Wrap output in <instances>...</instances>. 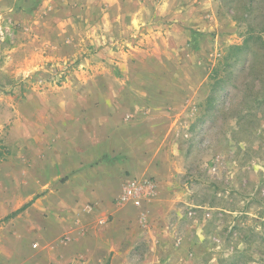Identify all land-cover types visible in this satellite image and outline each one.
<instances>
[{"label":"rangeland","instance_id":"1","mask_svg":"<svg viewBox=\"0 0 264 264\" xmlns=\"http://www.w3.org/2000/svg\"><path fill=\"white\" fill-rule=\"evenodd\" d=\"M246 2L0 0V264H55L62 253L28 215L41 153L23 144L25 118L37 120L29 104L44 108L41 94H77L75 117L94 102L113 119L159 122L170 174L148 177L167 204L153 234L180 256L164 264H264V50L230 49L248 22H264V0L252 11ZM146 248L128 264H147Z\"/></svg>","mask_w":264,"mask_h":264},{"label":"crops","instance_id":"2","mask_svg":"<svg viewBox=\"0 0 264 264\" xmlns=\"http://www.w3.org/2000/svg\"><path fill=\"white\" fill-rule=\"evenodd\" d=\"M76 95L62 94L60 101L59 94H41L46 100L44 108L36 102L29 104L38 113L37 120L25 118L23 144L38 147L41 153L33 158L40 165L32 172L37 182L29 194H42L28 215L40 216L45 243L52 237L50 242L62 245L54 248L62 252L55 264H128L138 243L147 247L142 256L147 264L178 259V253L169 250L170 245L173 249L171 238L153 234L155 227L163 225L154 220L156 213L167 205L162 186L140 206L116 200L130 177L164 180L169 176L162 164L168 159L167 140L162 142L153 127L159 122L149 123L148 115L127 123L118 111L113 119L109 106L96 110L94 102H89L92 106L81 117H75L80 107H70V101ZM133 111L139 119L141 112ZM32 128L39 131L38 139L27 138Z\"/></svg>","mask_w":264,"mask_h":264},{"label":"built area","instance_id":"3","mask_svg":"<svg viewBox=\"0 0 264 264\" xmlns=\"http://www.w3.org/2000/svg\"><path fill=\"white\" fill-rule=\"evenodd\" d=\"M6 33V26H2L0 23V43L3 41ZM153 192L154 184L149 178L137 179L130 177L125 181L123 190L116 200L121 204L130 203L134 206H140Z\"/></svg>","mask_w":264,"mask_h":264},{"label":"trees","instance_id":"4","mask_svg":"<svg viewBox=\"0 0 264 264\" xmlns=\"http://www.w3.org/2000/svg\"><path fill=\"white\" fill-rule=\"evenodd\" d=\"M227 1H230L232 3V2L237 1V0H227ZM251 4H252V0H247V2L245 4V5H247V10L252 11L253 7L250 6ZM240 17H241L242 20H244V19L246 20V18H244L241 15H237V14L234 16V19H237V18H240ZM247 43H253L255 46L257 45L258 47H261V49L264 50V22H263V24L258 26L257 29H255V26H254L253 23L248 22L247 23L246 34H245V37H244V40H243L242 44L241 45H232V46H230V49L231 48H235L237 50H240ZM22 208H20V209H22ZM14 213L7 215L6 218L11 217L12 215H14Z\"/></svg>","mask_w":264,"mask_h":264}]
</instances>
